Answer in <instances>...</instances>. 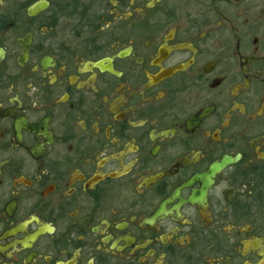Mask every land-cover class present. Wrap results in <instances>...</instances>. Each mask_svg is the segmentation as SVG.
Masks as SVG:
<instances>
[{"label":"flooded vegetation","instance_id":"obj_1","mask_svg":"<svg viewBox=\"0 0 264 264\" xmlns=\"http://www.w3.org/2000/svg\"><path fill=\"white\" fill-rule=\"evenodd\" d=\"M0 264H264V0H0Z\"/></svg>","mask_w":264,"mask_h":264}]
</instances>
